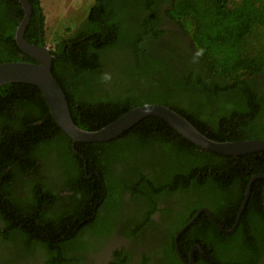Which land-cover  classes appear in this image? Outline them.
Segmentation results:
<instances>
[{"label": "trees", "instance_id": "16d2710c", "mask_svg": "<svg viewBox=\"0 0 264 264\" xmlns=\"http://www.w3.org/2000/svg\"><path fill=\"white\" fill-rule=\"evenodd\" d=\"M28 1L25 39L47 47L41 0ZM94 2L50 48L75 125L98 131L134 108L160 104L214 141L264 140V0ZM24 15L18 0H0V64L36 63L15 39ZM263 173L264 152L206 151L157 117L109 142L74 143L38 87L0 86V264H34L35 257L77 264L112 232L139 237L144 225L132 222L128 230L114 214L124 207V191L152 212L160 203L179 206L160 210L171 219V239L204 207L231 229L251 179ZM263 188L262 179L253 183L232 234L202 213L180 236L184 257L198 244L219 264H257L264 254ZM168 256L166 264H184L174 247ZM129 257L117 250L111 264H130Z\"/></svg>", "mask_w": 264, "mask_h": 264}, {"label": "water", "instance_id": "95a60500", "mask_svg": "<svg viewBox=\"0 0 264 264\" xmlns=\"http://www.w3.org/2000/svg\"><path fill=\"white\" fill-rule=\"evenodd\" d=\"M18 1L21 3L25 11V15L16 29L15 39L21 51L33 58L36 63L10 62L0 64V86L9 83H26L38 87L44 95L46 103L50 109V113L55 122L73 140L74 143L109 142L119 138L143 119L147 117H157L169 124L183 138L206 151L231 157L264 152V140H251L244 142L214 141L197 130L185 117L171 108L160 104L134 108L113 123L98 131H86L79 128L72 120L68 100L63 88L52 73L55 56L52 54L50 48L29 43L25 39V33L31 20L32 5L28 0ZM257 179H262L264 181V173L258 174L251 179L247 188L245 201L241 207L237 221L231 229L226 230L221 224H219L211 211L205 208L199 210L194 219L181 229L176 239H178L204 212L221 231L227 234L235 232L240 223L242 214L248 204L253 183ZM262 197L264 204V188ZM176 247L179 257L186 264V259L182 256L178 246ZM198 249L201 248L198 247Z\"/></svg>", "mask_w": 264, "mask_h": 264}, {"label": "flooded vegetation", "instance_id": "af4514ba", "mask_svg": "<svg viewBox=\"0 0 264 264\" xmlns=\"http://www.w3.org/2000/svg\"><path fill=\"white\" fill-rule=\"evenodd\" d=\"M140 194L141 193H137L136 196L142 198ZM122 199L124 201V207L122 208L121 206H118L114 214H117L119 212L117 216L120 217L119 219L121 220V225L123 227H126L129 223L127 229L130 227L134 228V226L131 224L132 222H135L136 226L144 225L143 228H140L141 231L139 233V237L130 238L124 234L112 232L110 236L103 237L102 239L98 240V242L96 243V249L92 251H86L82 260L77 264H111V262L114 261L115 251L117 250L124 251L125 254H130L128 260L130 264H166V260L169 257L168 255L170 254L172 247L175 248V252L177 253L176 246H178L179 248L180 237L178 239L176 238L181 229L174 235V238L171 239V234L169 233V229L172 226V222L170 221L171 219H169L167 216H163L160 210L170 208L171 211L173 209H176L177 211L179 206L176 207L167 205L166 203L169 202H166L164 204L160 203V205H158L157 207V210L152 212L149 205L145 204L142 201H135V203L132 204V195L127 191H124V193L122 194ZM201 209H205V207ZM106 215L108 216V212L106 213ZM145 215H148V221L145 219ZM121 230L122 229H120L119 231ZM198 247L201 248L200 245L196 244L189 248L187 254L189 259H186L184 257L182 251L179 248L182 256L187 261L186 264H200V261H197L196 258V255L198 253L203 255L204 258L209 259L210 263H218L214 259H212L203 250V248L198 249ZM179 259L182 261L180 257ZM5 260L7 259L5 258ZM3 261V259L0 260V262ZM32 262L33 260H31L30 263ZM33 263L43 264V262L40 260V257H35ZM183 263L185 264V262ZM257 264H264V254L259 258Z\"/></svg>", "mask_w": 264, "mask_h": 264}, {"label": "rangeland", "instance_id": "374dc122", "mask_svg": "<svg viewBox=\"0 0 264 264\" xmlns=\"http://www.w3.org/2000/svg\"><path fill=\"white\" fill-rule=\"evenodd\" d=\"M94 0H41L46 16L47 47L62 41L87 17Z\"/></svg>", "mask_w": 264, "mask_h": 264}, {"label": "clouds", "instance_id": "9594fccd", "mask_svg": "<svg viewBox=\"0 0 264 264\" xmlns=\"http://www.w3.org/2000/svg\"><path fill=\"white\" fill-rule=\"evenodd\" d=\"M103 80H104L105 82H109V81L111 80V75L108 74V73H105V74L103 75Z\"/></svg>", "mask_w": 264, "mask_h": 264}]
</instances>
